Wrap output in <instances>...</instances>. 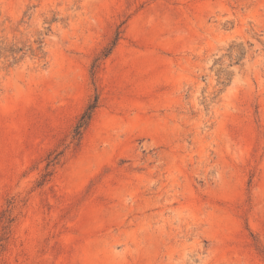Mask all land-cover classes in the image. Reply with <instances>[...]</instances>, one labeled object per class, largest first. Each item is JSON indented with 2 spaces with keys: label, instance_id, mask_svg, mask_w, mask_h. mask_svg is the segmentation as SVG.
I'll use <instances>...</instances> for the list:
<instances>
[{
  "label": "rangeland",
  "instance_id": "rangeland-1",
  "mask_svg": "<svg viewBox=\"0 0 264 264\" xmlns=\"http://www.w3.org/2000/svg\"><path fill=\"white\" fill-rule=\"evenodd\" d=\"M0 264H264V0H0Z\"/></svg>",
  "mask_w": 264,
  "mask_h": 264
},
{
  "label": "trees",
  "instance_id": "trees-1",
  "mask_svg": "<svg viewBox=\"0 0 264 264\" xmlns=\"http://www.w3.org/2000/svg\"><path fill=\"white\" fill-rule=\"evenodd\" d=\"M98 104V99H96V101L94 103H91L86 111L83 113V115L81 116V120L79 122V124L77 125V129L80 130L81 127H83L84 125H86L89 121V119L92 116V112L94 111V109L97 107Z\"/></svg>",
  "mask_w": 264,
  "mask_h": 264
}]
</instances>
